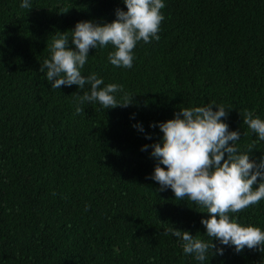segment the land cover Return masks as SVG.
<instances>
[{
    "label": "trees",
    "instance_id": "1",
    "mask_svg": "<svg viewBox=\"0 0 264 264\" xmlns=\"http://www.w3.org/2000/svg\"><path fill=\"white\" fill-rule=\"evenodd\" d=\"M164 2L160 39L136 46L131 69L108 63L112 46L90 49L82 75L133 96L104 110L80 105L76 86L51 89L40 64L53 35L112 22L121 0H33L30 10L0 0V264H197L165 232L207 239L206 210L145 179L154 161L140 148L160 140L150 123L214 102L230 110L241 151L264 155L243 122L264 120V0ZM230 215L264 229V200ZM209 264H264V252L226 248Z\"/></svg>",
    "mask_w": 264,
    "mask_h": 264
},
{
    "label": "clouds",
    "instance_id": "2",
    "mask_svg": "<svg viewBox=\"0 0 264 264\" xmlns=\"http://www.w3.org/2000/svg\"><path fill=\"white\" fill-rule=\"evenodd\" d=\"M126 10L117 8L110 23L80 21L64 33L52 36L48 58L40 64L51 89L76 86L82 95H76L80 105L98 103L104 110L129 107L132 97L123 86L105 84L96 73L82 75L89 59L90 49L112 46L107 61L114 67L131 69L134 49L143 42L159 41L160 25L164 20V0H121ZM33 0H20L22 9H31ZM121 94V102L117 99ZM77 114L83 112L76 108ZM230 110L214 102L203 106L179 108L173 118L153 122L149 128H158L159 142L141 146L154 161L152 172L145 177L159 185V191H171L177 200H189L206 210L200 224L201 237L187 230L168 228L165 234L177 239L185 256L197 264H209L214 256H223L225 249L239 254L245 249L264 252V229L244 226L231 216L264 200V155L251 156L249 146L241 151L239 130H230L226 122ZM134 120L135 115L130 116ZM244 124L254 134V143H264V120L247 112ZM144 135L152 136L141 122L131 125ZM255 185V187H253Z\"/></svg>",
    "mask_w": 264,
    "mask_h": 264
},
{
    "label": "bare ground",
    "instance_id": "3",
    "mask_svg": "<svg viewBox=\"0 0 264 264\" xmlns=\"http://www.w3.org/2000/svg\"><path fill=\"white\" fill-rule=\"evenodd\" d=\"M147 47V46H146ZM148 49V48H147ZM203 210V209H202Z\"/></svg>",
    "mask_w": 264,
    "mask_h": 264
}]
</instances>
